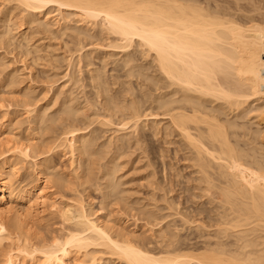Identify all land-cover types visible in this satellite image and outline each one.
<instances>
[{
  "label": "bare ground",
  "instance_id": "6f19581e",
  "mask_svg": "<svg viewBox=\"0 0 264 264\" xmlns=\"http://www.w3.org/2000/svg\"><path fill=\"white\" fill-rule=\"evenodd\" d=\"M7 2L9 3V0ZM198 2L196 0H11L10 3L14 4L11 10L22 8L23 11H21L25 14L24 17L20 16L23 18L21 24H18L20 17L16 15L18 19L13 15L15 19H18L17 22L9 14L14 11L10 10L9 13H6V10L1 11L3 14L1 13L0 17V27L4 28L5 25V29L0 31V44L7 47L3 49L8 50L13 46L12 43L23 40L22 42L30 49H24L26 46L22 48L23 51L25 50L22 55L26 61L33 54H35L33 58L37 56V59H40L44 51L48 54V51L50 53L53 49L50 56L45 54L50 58L55 49L52 47L53 44L48 46L51 51L48 49L42 51L43 47L40 48L41 45L39 47L38 44L33 43L28 35L33 46L35 45L33 48L29 46V44L32 45L30 41L25 42L27 31L23 37L22 31L18 35L16 33L18 28L14 27L19 26L20 29L21 25H28L30 28L33 25L31 27L35 29L38 26L44 35L45 33L49 35H45L49 37L48 41L58 37L61 40V37L64 39L71 35V39H68L72 40V43L68 44L72 46L75 43L73 47L76 50L71 47L73 49L69 52V45H66V42L64 43L66 46H63L67 48L69 54L73 52L71 57L78 53L77 60L74 56L72 60L79 65L70 61V68L73 69L74 64L78 65L77 69H79L82 63L86 69L93 65L94 58L91 55L94 53L92 51L94 48L91 50L92 53L89 50V43L94 42L91 45L99 46L105 52L99 57L100 52L96 51L99 53V58L97 56L96 58L102 65V69L109 66L106 62L111 61L110 57L115 59L112 58L114 65H111L114 68L110 71V77L113 78L114 83L110 81L109 84L114 85L112 90L114 88L117 90H114L115 92L111 90L112 94L110 93L108 88H111V84L107 87L108 81H104L108 78L105 77L106 69L102 70L105 73L100 72L98 68L93 69L96 66L91 67V70L88 68L87 72L84 69V74H89L88 85H91L89 88L93 89L92 97L98 96L97 100H101L97 102L94 97V99L91 97L93 101H96L95 104L87 97L89 101L78 104L86 100L81 97L83 93L80 92L81 98H79L85 100L77 101L79 94L72 95L73 91H71L77 86L75 82L78 83L77 80L83 77L81 76L83 72H80L82 66H80L79 79L78 77L75 79V76L79 74L76 71L75 76V73L70 74L72 77L65 73V78L69 76L66 78H69V85L71 82L74 86L71 90H67V87L62 85L63 87L59 86L55 91L52 88L48 92L41 93L45 104L40 106L39 111L36 110L39 101L35 97L32 98V93L35 91H32L33 86L27 85L24 91L20 90L23 95L16 93L20 95L22 106L26 108L27 114L31 115L30 119L34 114L30 121L41 134H38V137L34 136L38 138L37 144L33 143L32 138H30L32 143L28 142L27 134L26 138L23 136L25 139L23 142L21 132L18 133L15 130V133H12L14 126L9 127V124H12L9 123L10 121L4 120L5 117H3V123L0 122V264H83L81 263L83 261L79 260L80 257L75 258V255L88 259L84 261V264H98L101 259L94 256L95 252L88 253V249L92 247L103 250L99 253L105 252L122 264H264V151L260 152L264 146L261 148L260 145L257 146L258 150L253 146L264 130L261 131L258 128L259 130L256 129L251 133L252 131L248 128L250 131L248 130L247 133L254 134H249V138L251 136L257 138L252 139L253 147L248 146V148L247 144L244 145L245 143H242L243 146L239 144L241 136L236 135L238 130L246 131V126L249 127L245 126V123L238 124L237 120L244 121L252 114H255L257 118L264 113V26L253 22L251 25L242 26L228 16L229 12L224 11V13L222 10V13L221 9L217 12L215 9L209 10L207 5L205 8L201 2H199L200 5ZM9 25H12V29L8 28ZM12 30L17 37L11 33ZM27 30L30 31V29ZM36 30L35 32L38 33ZM65 35L67 37H63ZM51 36L57 38L51 39ZM104 40L106 43L109 40V43L100 46V42L101 45L105 44ZM85 41L88 43L85 44ZM9 45L11 46L8 47ZM19 45L18 47L21 48ZM2 46L0 50H3ZM30 51L33 53L31 54ZM117 55L120 57L116 59ZM44 58L47 57L44 56ZM106 59L108 61H105ZM30 61L35 62V60H29L25 65L28 66ZM50 61L53 64L57 62L54 58ZM50 61H48L49 65L52 66ZM0 66L4 69L9 67L5 65L3 59L0 60ZM4 69L2 71L5 75L8 68ZM72 69L70 73L74 72ZM77 69L75 66L74 70ZM18 74L19 71L8 72L6 75L10 78H8L10 83L7 82L8 86L17 84V80L19 82ZM110 77L109 80H111ZM82 86L81 91L85 85ZM62 88H66L67 93ZM49 91L52 93L50 94ZM74 95L78 96L74 98ZM83 95L87 96L85 93ZM97 103H100V106ZM95 105L99 107L96 108L99 109L98 112L93 110ZM94 123L100 125V128L104 127V130L114 129V134L106 137L108 145L100 144L101 147L113 146L115 149H112L113 151L122 149L124 151L123 145L125 143L128 145L132 141V145L141 146L143 144L140 145V143L147 138L153 140L156 138L164 145H172L171 136L179 137L178 139L185 146L184 149H187L186 153L189 154L188 157L185 155L184 161L190 163L191 174L195 176L196 205L206 200L213 206L212 210L206 213L209 214L208 216H213L219 227H214L217 229L213 234L215 241L209 239L207 241V238L205 241L200 233L201 235L196 236L195 241L202 239L201 243L198 241L201 246L195 247L196 251L187 250V244H184L187 238H183L184 240L177 238L176 230L177 234L173 233L176 236H172L169 233L171 230L168 232L166 230L169 227L167 224L166 227L164 226L165 229L163 228L164 231L157 229L159 234L156 233L158 235L155 237L160 239V242L157 239L160 248L155 251V248L152 249L140 243L141 240L137 239L138 235L135 231L126 232L122 226H118L119 224L116 226V223L112 224L111 221L97 222L98 220L89 219L90 215L86 214V208L81 202L77 203L76 209L73 206L77 217H75L76 228L74 227L73 230L71 228L65 235L51 237L47 241L33 237L34 234L30 233L31 220L36 217L41 223L44 220L45 208L47 210L49 206L55 210L57 202L53 200L50 203L53 195L47 191L56 184H58L57 189L65 186L69 188L71 184L66 177L69 186L65 185L67 181L61 173H59L61 176L55 173L57 169L52 165V159L59 153L64 157L67 156L76 180H84L81 185L89 183L94 185L92 182L94 181L97 189H101V210L107 207L104 201L111 199L114 201L117 194L120 201L130 206L131 203H127L124 198L126 191L119 190L122 186L121 176L118 175L122 167L118 162L120 156L118 152H115L118 158L114 155L109 157L108 151L111 153V149L108 150V147L106 149L109 156L106 154L104 156L105 148L102 149L99 146V149L95 150V144H98L99 139H96L97 135L94 137L95 127L94 130H89ZM40 125H42L41 128L38 127ZM58 128L61 134L55 139V136L59 135L55 132ZM99 131L100 129L96 132L99 134ZM15 134H20V138ZM51 135L54 136V139L50 137L52 142L48 138ZM238 136L239 139H236L235 137L238 138ZM53 140H56L55 143ZM246 140V143L250 142ZM100 149L105 151L103 155H100L102 154ZM94 155L99 160L102 157L109 158L106 162V159L102 158L105 162L103 164L102 159L97 161ZM29 161L32 162L35 176L33 185L22 181L23 176L26 175V169H23L22 165L31 163ZM97 162L100 166L95 164ZM94 172L98 173L95 175ZM49 174L54 176V180L49 179L51 177ZM93 175L96 176L94 180ZM50 182L55 185L52 186ZM79 183L78 185L81 186ZM167 183L160 187L157 185L166 193L165 195L173 192V184ZM164 199L169 205V210L173 209L175 205L172 199L170 202L169 198ZM109 201L106 203L109 204ZM145 210L144 207L141 211L139 209L147 218L152 217L155 220L156 215L154 216L150 210ZM67 211H61L63 223L70 222L72 219ZM203 213L204 210L196 209V216L203 217ZM177 215L180 216L177 217L179 219L184 217L183 213ZM152 218L149 219L152 220ZM196 218L199 219V217ZM180 220L183 224V218ZM199 223H197L198 226L196 225V230L204 231L203 224L200 226ZM207 232L209 233L210 230ZM157 246L158 244L156 248ZM91 253L94 255L90 256Z\"/></svg>",
  "mask_w": 264,
  "mask_h": 264
},
{
  "label": "rangeland",
  "instance_id": "374dc122",
  "mask_svg": "<svg viewBox=\"0 0 264 264\" xmlns=\"http://www.w3.org/2000/svg\"><path fill=\"white\" fill-rule=\"evenodd\" d=\"M10 1L11 0H9V3H8L7 0H0V17L3 14V12H1L2 10L3 11L6 10V13H9V11L12 9L11 7L14 6V4H11ZM196 1L197 2L198 1L201 2V5L202 6L204 5V7H205V5H207L209 10L215 9L216 12H217L218 10L221 9L220 12H222V10H223V12L224 11L227 12V13L229 12L230 14L228 16H230V18H232L235 22H237L238 24H240L242 26H248L249 24L251 25L253 23L264 26V0H196ZM199 2H198V4H199ZM13 9H15V10H11V11H14V12H12L13 14L11 12L9 13V14L12 15V18L14 17V19H15L17 16L20 17L21 15L24 17L25 14H24V12H22L23 11L22 8H20V9L19 8H13ZM13 15H15V16L17 15V16L15 17ZM231 16H233V17H231ZM18 19H15V21H17ZM22 19L23 18L20 17V19H19L20 21L19 22L17 21L18 24L20 22H22L21 21ZM11 26L9 25L8 28L12 29ZM22 26L23 25L20 26V29H19V26H14V27L18 28L17 29L18 32H16L15 28H13V29L15 30L16 33H18V35H20L21 34V31H22L23 37L25 35V31H27V33L25 35L26 36L25 37L26 38V40H25L26 43L28 41H30L29 40L30 38L28 37V35H29L31 37V41L33 43H35L36 45L38 44V46L41 45V47L39 46L40 48L43 47L42 48V51L43 50H46V49L50 50V48H48V46L49 45L52 46V44H53L52 47H55V49H54V53H53L54 55L52 54V56H53L54 59L57 60V62L55 61L56 64H53L52 61H50L51 59H53V58H51L52 56L50 57L51 59L47 56V55H49V54H51L53 52V49H52V51L50 50L51 51L50 53L48 51V54L45 53V51H44V53L41 52L42 53L41 54L42 55V58H40V56H39L40 55L39 54L40 52H39L38 53V58H40L41 60L40 59H37V56H34V58H35L34 59L33 58V55H35V54H33L30 57L31 59L28 58V56H27L28 59L26 61L24 55H22V54H24V51L25 50L23 51L22 48L24 46H26V47H24V49L25 48H26V50L27 49L30 50V49L27 47L26 44H24L22 42L23 40L21 42H19V43H18V41L16 43V41L14 40L15 41L14 43L15 44H18V45L20 44L19 46L21 48H19L18 45H15L14 43H12L13 46L9 45L8 47H10V46L11 47L8 50H5L7 47H5L4 45L2 46L0 44V47L2 46V49H3V47H5V49L0 50V56L2 57V58H0V60L3 59L5 65L6 66L7 65L9 66V67H6L5 68L6 70L8 68V70L6 72L4 71L6 73L5 75H4L3 71H2V69H4V68H2L3 66H0V122L2 124L3 123V119L2 118L5 117L4 120H8V121H10L9 123H12V124H9L10 125L9 127L12 128V126H14L13 127L14 130L12 131L13 134L15 132H18V133L21 132L20 133L21 134V140L23 139V142H25L24 141L25 140L24 137L26 138V136L28 135V137L26 138V139H29L28 142H31V139L30 138H32V140H34L33 143H36V141L38 142V140H37L38 138H35V137H38L41 134V132L39 134V131H38L39 129H37V127L34 125V123H32L30 121L33 118V115L34 114H32V118L30 119V116L31 115L29 116V114H27L26 108L25 107L23 108V106H22L23 104L21 103L22 100H21L20 95L23 92H21V91H24L25 90L24 88H26L27 85L28 86H33L32 87V91L33 90H35V91H33L34 93H32L33 94L32 95L33 96L32 98L35 97V99L37 101H39V102H37V106L38 107H40V106L42 107L45 104V100H42L41 93L42 92L43 93L44 92H48V90H50V89L52 90V88L54 89L53 91H55V89H57L59 86L63 87L62 85H64V87H67V90L68 89L71 90V88L74 87V86H72L71 82H70V85H69V81H68L69 78L66 79L69 76H67L65 78L64 77L66 75L65 73H67V75H70L72 73L74 74L75 71L77 73H79L80 66L83 67V65H82V63H80L81 65L79 66V69H77V67H78L79 64L75 60H77L76 57H77V54L78 53L77 54L74 53L76 56H74V55L73 56L76 59L75 60H72V57L73 56L71 57V55H72L73 52L69 54L67 52V50H66L67 48L66 49L64 48V46H66L68 43H72V40H70L72 36L69 35V33H67V35H69L68 38H70V39H68V38L62 39V37H61V40H60V38L58 37V39H55L54 40L53 37L54 38H57V37L51 36L52 38L51 37L50 38L53 39V40L50 39L51 41H48V38L49 37L47 38V36H49V35H47L45 33V35H47V36H45L44 33H42L41 29L38 26L37 27H38L39 30L37 29V27H35V29L33 27H31L33 25H31L30 28H29L28 25H25L27 28L25 26H23V27ZM0 28H1L0 29L1 32H2V30L4 31L5 25H4V28L3 27H0ZM21 28H22V30H21ZM27 29H30V31L27 30ZM35 30L38 31V33H36ZM32 31H33V33H32ZM40 31H41V34H40ZM11 33L12 34L14 33L13 30L11 31ZM16 33H14V36L17 37ZM67 35H65L63 37H67ZM31 41L29 43H31L32 45H30L29 43L28 44H29V46L32 47L33 46V43ZM87 41L90 42L89 40H87ZM22 43L24 45H22ZM64 43L66 45H64ZM84 43L87 44L86 41ZM91 43H94V42H91ZM91 43H89V47L90 48L88 46L87 47L89 48L90 51L94 48L92 50V51H94V53L91 51L93 53V55H91V56H93L92 58H94L95 61L94 60H93L94 62L92 61V64L93 65L90 66V68L93 67V66L94 67L96 66L93 69L98 68L100 72H102L103 69L104 70L106 69V71H105L106 73L105 72H102V73H105L106 74V76H105L106 78L108 77L107 78L108 80L105 79L104 81L105 82L108 81L106 83V85H108L107 87H109L111 83H114L113 82L114 80L112 81L113 78L111 79V77H110V75H111L110 71H111V69L114 68L113 67V65H114L113 64V59L114 58L113 57H110L111 59H109V60H111V61H108V59H106L105 61H108L106 63L109 66H107L106 68H103L102 69L101 68L102 65L99 63V60L96 58V56L98 57V54H99L96 51L100 52L99 57L102 56V55H104L105 52L102 51V49L99 46H96L95 47L94 45H91ZM104 43H105L104 45H101L102 43L100 42V46H105L106 44L109 43V40H108V43H106L105 40H104ZM74 44H72V46H71V44L70 45L68 44L69 47H70V49L68 47L69 52H71L73 48L76 50V48L73 47ZM16 47H18V48H16ZM34 47H35V45L33 46V48ZM44 47H46V48H44ZM71 47H73V48H71ZM87 47H86V49H88ZM96 49H99V50H96ZM75 50H73V51H75ZM40 51H41V49H40ZM33 52H34V50H33ZM33 52L30 51L31 54ZM87 52H89V51H87ZM95 52L97 54H95ZM102 53H104V54H102ZM45 54H47V55H45ZM55 55H56V57H55ZM119 55H122V54L119 53ZM119 55H117L118 57L116 56V59L120 57ZM44 56L47 57L46 58L47 60L44 58ZM69 56H70L71 59L68 58ZM43 58L45 59V61H44ZM67 58L69 60H67ZM106 58H109V57H106ZM29 60H33V61L35 60V62L32 63V61H30L29 62V65H28L29 67H28V66H26L27 65L26 63ZM23 61H25V62H23ZM48 61H50L53 65L52 66L49 65L50 63ZM70 61L73 62L74 64L77 63L78 65H74L72 63L73 64V69H72V68H70V64H71ZM109 62H111V63H109ZM68 63H69V65H68ZM111 64H113V65H111ZM53 66H55V67H53ZM75 66H76V69L77 70H74L75 69ZM82 67H81L82 71H80L81 73L85 69V67H83V68ZM15 68H16V70H15ZM28 68H30L29 69L30 71L29 70L27 71ZM88 68H86L87 70L85 69L86 72L89 71L90 68L89 69ZM12 69H13V72L14 73H17L19 71V74L20 75L18 74L17 75L18 78L16 77L17 79H19V82L17 80V82H16L17 84H14L15 86L14 85L8 86V83H9L8 78L9 77L7 78L6 75L8 74V72L10 73V71H11V73H13L12 72ZM71 69L74 72L71 71V73H70V70ZM84 72L81 75L83 77L80 76V73L78 75H76L77 73L74 74V76L76 75L75 76V79L77 77H78L77 79H79L80 77L81 78L79 80H77L79 84L77 82H75V84L77 85L75 87L76 90L74 88H72L73 90H71V91H73L72 95L75 94V93L79 94V96L77 95L78 97L75 96L76 94L73 96L74 98L77 97L76 98V100L78 99L77 101H79V99L81 97L82 98H86V100L85 99H80L82 101L85 100L84 102L81 101L82 103H78L77 101H75L76 103H78L80 105L81 104H84L85 102H87L89 100L91 102V100L93 101V99L95 98L94 96H93L94 98L92 97V95H93V91H92L93 89H91L92 87L89 88V86H91V85H88V83H90V82H88L89 81V79H88L89 74L88 73H85L86 74L85 75ZM28 73L29 74L31 73V74L29 75ZM74 76H73V78H74ZM70 77H72V76L70 75ZM109 77H110L111 80H109ZM85 79H87V81ZM70 81H71V78H70ZM110 81H112V82L109 84ZM64 82L65 83L68 82L66 86H65V83ZM82 84H83V86L84 85L85 86L87 85L86 88L84 86V89H83L84 91L83 90L81 91ZM78 85H81V86H79L80 88L78 87ZM68 86H71V87H68ZM112 87H114V85L111 84V88H108V89H110V93L111 94H112V91H114V90L116 91L117 90V88H114L112 90ZM77 88L80 89V91H77L78 90ZM62 89L63 90L65 89V92L67 93L66 88H62ZM71 91H70V93H71ZM18 92H19V94L20 93L21 94L20 95L19 94L17 95L16 93H18ZM61 92H64V91L61 90ZM80 92L83 93V94L85 93L87 96L81 94ZM49 93L51 94L52 92L49 91ZM80 94L82 95L81 97H80ZM94 95L96 96V94H94ZM30 96H31V94H30ZM83 96H85V97H83ZM87 97L89 98V100L87 99ZM98 98L99 97L96 96L95 100H97ZM100 100H97V102H100ZM90 102H88V103H90ZM93 103L96 104V101H93ZM90 104H92V103H90ZM97 104L100 106V103H97ZM92 105L94 106V104H92ZM96 106L97 105H95V107L93 108V110L94 109L97 110L96 108H99V107H96ZM38 107H36V110L37 111H39L41 109V107L39 109H38ZM98 110H97V112H98ZM50 111L52 112V110H50ZM4 114H5V116H3ZM6 115H8V117H6ZM254 115L252 114V115L248 116V118H245L244 121L243 120H241V121L237 120L238 124L244 125V123H245V126L248 125L249 127L246 126L247 129L244 128V129H246V131L245 130H242V129L241 130H238V133H236V135L238 134V135L241 136L240 137V141L238 140L240 142L239 144L243 146V144L245 143L244 145L247 144L246 145L247 148H248V146L251 147L252 146L251 144L253 143V141L258 138L257 141L254 142V144L256 146L253 145L254 148L256 147V150H258V147L257 146L260 145V148H261V146L262 147L264 146V143H263L264 142V133L262 134L261 137L258 136L256 138L254 136H251L250 137L251 139H250L249 138L250 132L248 134L247 131L249 130L248 128H250V130L252 131L251 133H253L254 130H256L258 128H260L261 131L264 130V113H263V115H261V116H259L257 118H255ZM28 116H29V118H28ZM7 118H9V119H7ZM163 121H166V120H163ZM93 125H92V127L89 130H91V129L94 130L95 129L94 130L95 131L94 132V134H95L94 137L97 135L96 136V139L97 140L99 139L98 140L99 142L96 140L98 142V144H95L96 145L95 150L100 146L99 148H102V149L105 148V150H106V153H104V156H105V154L108 155L107 154V149H106L108 146L107 147H104V146L108 145V142H106L108 138H106V137H111L114 134L113 133L114 132V129L111 128V129H113V131L111 129H109V128H108L109 130H107V129L104 130V127H101L100 128L99 127L100 125H97V123L96 124L94 123ZM41 126L42 125H40L38 127L41 128ZM59 126H61V125H59ZM59 126H57V127H59ZM97 126L99 128H96ZM16 127H17V129H16ZM59 128L55 130L56 135H57V132L59 134V135L55 136L56 137L55 139H57V137H59L60 134H61V133H59V130H60ZM61 129H62V126H61ZM98 129H100L99 134L97 133L98 132ZM36 130L38 131V133H37ZM110 130H111V132H110ZM55 132H54V134H55ZM60 132H61V130H60ZM17 134H15L16 137L20 138V136H19L20 134L19 135H17ZM54 134L52 133V135H54ZM52 135L49 136V137L46 136V138L48 137L50 139V141H51L52 140L51 138L54 137V136L52 137ZM242 135H246V136L244 137ZM250 135H254V134H250ZM178 138H177L176 135H173L170 138L172 141L170 139H168V140H170L172 142V145H167V144L164 145V144H162L163 142L161 140L156 139V138H154V140L152 138H147L145 141H143L142 143H140V145L141 144H143V145L138 146V147H136L135 145H132L131 144L133 141L131 143H128V145L130 144L129 147H128V145H126L127 143H125L123 145L125 147L124 148V151L122 149L123 146L121 147V149H122L121 151H113V150H115L113 148V146H111L112 148L111 147H108L109 148L108 150L111 149V153H110V151H108L109 154H110V156L108 155L109 157H111L112 155H114V157L117 156V158H118L120 156L119 157V160L117 159L118 162L120 163V166H122L120 173H118V175L121 176V182H122L121 183L122 186H120V189L119 190L122 189L123 191L124 190L126 191V192H124V196H125L124 198L127 201V203L129 202L131 204H129L130 206H126L124 204V202L120 201L119 195L117 194L114 197L115 198L114 201H112V199L110 201L108 200L109 201V204L106 203V202H108L107 200L104 201L105 202V205L107 204L106 205L107 207H105L103 210L100 209V205H101V201H102L101 200L102 199V191H101L100 188L97 189V187L95 186V182L92 181L94 185H92L90 183H89L90 185L89 184H87V185L86 184H82L84 186L86 185L85 187H83L81 185V183H83L84 180H82V179H81L82 181L76 180L77 178H75L76 176L74 175V172L72 173V171H71L72 169L69 166L70 163H69V160L67 159V156L64 157L60 153L57 154V155H55L53 157V159H52V165L54 166V168L57 169L58 172L57 171L55 172L56 169L54 170V172L57 174V176H61L62 175V177L65 178V181H67V179H66V177H67L69 179L68 181L69 182L71 181V184H70V187L69 188H65L66 186L65 187H62V188L60 187L61 190L60 189H57L58 187H56V186L58 184H56L55 187H53L49 191H47V192H49L50 195H53L52 196V199L50 200V203L53 202V200L55 201V203L57 202L56 203L57 205L55 204V210L54 209H51L49 206H48L47 210L45 208L44 209L45 210V213H43L44 214L43 215V219L44 220H43V222L41 221V223L39 222V220L36 217L33 218V220H31L32 222H30V225L32 226V227L30 226L31 227V229H30L31 232L30 233L31 234H34L33 237H37L39 240H45V241L50 240L51 237H57V236H60V235L61 236L62 235H65L66 231H68L69 229L72 228V230H73L74 227L76 228L75 224L77 222H76L75 219L77 217L75 215V211L76 210H74V208H75L76 205L78 206V204H77L78 202H81L84 205V207L86 208L85 209V211H87L86 214H89L90 215L89 216L90 217L89 219L95 220V221L98 220L97 222H99V221L100 222L101 221L102 222L111 221L112 224L116 223L115 224L116 226L118 224H119L118 226H122L124 228V230L126 229L125 230L126 232L135 231L136 234L138 235L137 236V239H139V241L140 240L142 241V242L140 241V243H142L146 247H150L152 249L155 248L154 249L155 251H158L159 248H160L159 247L160 239L156 238L157 237L156 235L159 234V232H157V231L158 230L160 231V229H163V228L165 229V227L167 226V224H168L169 227H167L166 230H167V232L169 230H171L172 232L169 231V233H171L172 236L175 235L173 233H176V231H177V233H178V234L176 233L177 234V238H182V239L183 238H185V239L187 238L188 239V241L186 239L185 240L186 242H184V244L185 243L187 244V245L185 244L187 246V250L194 249L196 251V248L195 247H200L201 246L200 243L202 242L201 241L202 239H200V240L197 239L195 241L196 236H199L201 234H202V236H203L202 238L204 240L207 238L206 239L207 241H209V240L210 241L211 240L215 241V239H213V238H215V236L213 234L215 233V230H217V229H214V227L216 228V227H218V225H217V223H215V219L213 218V216L211 214H210L211 216H208L209 214L207 215V213L212 210L211 207H213V206L211 204H210L211 205L210 206L209 203L206 200H205V202L202 201V202H199L196 205V198H194V196H196V182L194 181L195 176H194V174L193 175L191 174L192 173V170L189 167L190 163H188L187 161L186 162L184 161V157H186L185 155H187V157H188L189 154H188V152L186 153V150L187 149H184L185 146H183V143H181L180 139H178ZM235 138L236 139H239V136H238V138L237 137H235ZM244 138H248V139L246 140ZM253 138H254V140H252ZM232 139L234 140V138H232ZM178 140L180 141V143H179ZM242 140H244V141H242ZM245 140L246 141H249L250 140V142H248L249 144L246 143ZM47 141H48V139H47ZM55 141L56 140H53L54 143H55ZM100 144L101 145L104 144V146L101 147ZM178 144L179 145L181 144V145L179 146ZM52 145H53V143H52ZM52 145H49L48 144V146H52ZM125 145L127 146V148H126ZM32 146H34V145L32 144ZM246 146H244V148ZM263 149L264 148H261L260 149V152L261 151H264ZM101 151H102V154H100V155H103V152H105V151L104 150H101ZM115 152H118L117 154L119 156L116 155ZM120 152H121V154H120ZM95 156L96 155H94V157ZM100 157H102V156H100ZM102 158H104V157H102ZM108 158H104V159H106L105 162L108 160ZM95 159H97V158L95 157ZM104 159H102V161H101V163L103 162V164L105 163L103 161ZM98 160L99 159H97V161ZM29 162H31V161H29ZM23 164L24 165H22L23 166L22 168L23 169L24 168L26 169V175L23 176L22 181H24V183H31V185H33L34 184L35 176H34V173H33V165H32V162L31 163H23ZM95 164L99 165L98 162L95 163ZM97 168H95V171H97L96 170ZM59 173H61V175H59ZM96 173H98V172H96ZM96 173H95V175H96ZM52 174L51 175L49 174L52 178L48 176L51 181L54 180V176H55L54 174H53L54 176H52ZM63 175L64 176L66 175V176L64 177ZM92 177H93V180H94V177H96V176L93 175ZM165 180H167V181H165ZM68 181H67V183H65V185H67V186H69L68 185ZM78 182H80L79 184L82 187L78 185ZM167 182L168 183L170 182L169 185H172L173 184V186H172L173 187V189H172L173 192L168 193L167 195H165L166 193L163 192V191H161L158 188V186L159 187L160 186H163ZM53 185H55V183L52 184V186ZM53 192H55V194ZM164 196H166L167 199L169 198V200H168L169 202H170V199H172V201H173V203L175 205V206L173 205L174 206L173 209L170 208V210H169V205H167V202L164 199L166 197H164ZM126 197H128V198L126 199ZM50 198H51V196H50ZM192 198H194V199H192ZM142 204H144V205H142ZM146 205H148V206H146ZM73 206H74V208H73ZM143 207L146 208L145 211L150 210V212H152L154 214V216L156 215L155 216V220L156 221L152 217H149L148 216L149 218H152V220H150L149 218H147V216H145L143 213L140 212L141 209H143ZM139 209H140V211H139ZM152 209H154V211ZM196 209L202 210V211L204 210V213L202 214L203 217L196 216ZM64 210H68L67 211L68 215L69 216L71 215L70 217L72 219H71L70 222L63 223V219H61L60 214H61V211H64ZM178 213H180V215H181V213H183V216L184 217H181V218H183V222H184L183 224H182V222H180L181 221L180 220L181 218L180 219L177 218V217H180V216L177 215ZM76 214H77V212H76ZM162 216H164V217H162ZM157 217H160V218H157ZM196 217H199V219L196 218ZM199 221L201 223H199ZM185 222H186V224H185ZM196 222L199 223L200 226L203 224V227L202 228H205V230L202 229L201 227L200 228L202 230H204V231H198V229L196 230V225L198 226V224ZM207 227H208V229H207ZM77 228H78V226H77ZM173 228H174V230H173ZM164 229H163V231H164ZM179 229H180V231H179ZM201 229H199V230H201ZM206 230L207 231L210 230V232L208 233ZM173 231H175V232H173ZM156 233H158V234H156ZM205 234L207 236H205ZM212 235H213V237H212ZM211 237H212V239H210ZM157 239H158L159 242L157 241ZM198 241L200 243H198ZM187 242H191V243H187ZM195 243H197V244H195ZM155 244L156 245L158 244L157 248H156V245ZM189 244H192V245L190 246ZM154 245H155V247H154ZM188 246H190L191 248L188 247ZM187 250H185V251H187ZM89 251L95 252V255L91 253L90 256H93L94 255V256H96V258L101 259V262L99 261L98 264H103V263L104 264H122L119 261L115 260L114 259L115 257L114 258L113 257L112 258L109 257V255L105 254V252L99 253L100 251L101 252L103 251V250H101L99 248H96L95 249V248L92 247V248H89L88 249V253H89ZM96 252H97V254H96ZM75 256H76L75 258L80 257V259L79 258L78 259L80 261H83V262H81L83 264L85 263L84 261L88 260V259H85V257H82V256H77V255H75ZM90 256H88V258ZM71 258H74V256H71Z\"/></svg>",
  "mask_w": 264,
  "mask_h": 264
}]
</instances>
